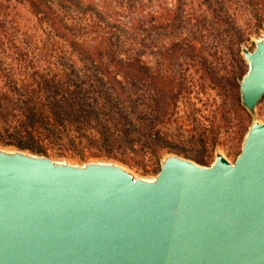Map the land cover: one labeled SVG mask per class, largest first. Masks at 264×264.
<instances>
[{
	"label": "water",
	"instance_id": "1",
	"mask_svg": "<svg viewBox=\"0 0 264 264\" xmlns=\"http://www.w3.org/2000/svg\"><path fill=\"white\" fill-rule=\"evenodd\" d=\"M240 43L250 116L233 158L165 152L153 175L0 145V264H264V24Z\"/></svg>",
	"mask_w": 264,
	"mask_h": 264
},
{
	"label": "trees",
	"instance_id": "2",
	"mask_svg": "<svg viewBox=\"0 0 264 264\" xmlns=\"http://www.w3.org/2000/svg\"><path fill=\"white\" fill-rule=\"evenodd\" d=\"M110 2L105 8L96 0H0V6H24L49 40L42 63L37 52L43 51L15 36L0 14L1 145L66 156L68 145L129 144L136 124L158 138L155 127L168 109L179 100L192 103L190 93L205 82L223 91L219 107L250 117L239 102L237 80L246 69L239 45L262 29L264 0ZM63 48L74 57L70 62L58 56ZM204 49H226L228 72L206 65ZM148 55L155 61L150 65ZM187 61L205 66L202 76L187 74ZM146 78L149 105L142 101ZM248 124L239 122L240 138ZM197 135L211 147L218 144L216 132ZM74 154L79 160L121 157L112 150Z\"/></svg>",
	"mask_w": 264,
	"mask_h": 264
},
{
	"label": "rangeland",
	"instance_id": "3",
	"mask_svg": "<svg viewBox=\"0 0 264 264\" xmlns=\"http://www.w3.org/2000/svg\"><path fill=\"white\" fill-rule=\"evenodd\" d=\"M91 1V0H88ZM96 4L105 8L112 7L110 0H96ZM0 14H3L7 20V24L10 30L15 36H18L30 43L32 48L42 50L43 52H37L40 56V61L46 63V57L43 58L46 52L49 40L45 35L43 26H40L35 18L27 11L22 5L10 4L7 7L5 4L0 6ZM246 17L241 18L243 22H246ZM262 30V29H261ZM253 33V35H257ZM56 42L57 39L54 37ZM58 42V41H57ZM244 43L252 47V42L247 39ZM58 48L60 45L57 43ZM62 47V45H61ZM64 51L58 53V56L67 62L74 59L67 48H63ZM213 49H204L203 57H205V64L217 68L218 74H225L229 70L230 61L227 59L226 49H221L217 53H212ZM7 56V55H6ZM226 56V57H225ZM239 58L242 62V68H246V62L239 52ZM7 61L11 60L10 57L5 58ZM146 62L150 65L154 63L152 55L146 57ZM224 60H227L224 61ZM203 62V60H201ZM77 63V62H76ZM79 65V64H78ZM77 65V66H78ZM187 65V74L193 76L194 79L202 76V67L200 64L195 65L190 62H185ZM157 69L155 66L151 65ZM207 77V76H206ZM148 78L143 83V103L149 105V87ZM191 99L188 103L179 100L173 110L168 109L170 115H166L163 122L158 124L155 129H158V138H152L146 131V126L136 124L131 128L130 137L134 138V141L129 144L119 145V143H113L110 146L101 145H68L66 149V156H54L52 151L48 152L51 157L62 158L66 157L71 161L79 160L76 152H83L86 156L90 154H102L107 151H115L119 158H105V157H91L88 159L104 158L115 159L122 163L127 164L131 169L141 175H153L159 168V158L165 152H175L181 155L195 160L202 164H209L213 157V148L207 140L197 137L198 133H203L204 136H210L211 133L216 132L218 138V146L227 157L231 160L235 157L239 151L240 146V132L237 129L239 122L248 124L250 117L242 111L226 110L224 107H219L223 91L219 90L214 85H208L207 82L202 86L194 87L190 93ZM257 114L264 119V96L260 99L257 105ZM20 117V116H19ZM1 145V144H0ZM12 146V145H1ZM49 146L56 148V143L52 142ZM110 148V149H108ZM119 159V160H118Z\"/></svg>",
	"mask_w": 264,
	"mask_h": 264
}]
</instances>
